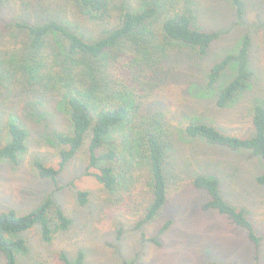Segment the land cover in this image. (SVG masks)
Segmentation results:
<instances>
[{
  "label": "trees",
  "instance_id": "trees-1",
  "mask_svg": "<svg viewBox=\"0 0 264 264\" xmlns=\"http://www.w3.org/2000/svg\"><path fill=\"white\" fill-rule=\"evenodd\" d=\"M228 1L235 9L237 20L243 19L246 0ZM4 2L0 0V11ZM44 2L41 21L15 23L26 33L27 40L19 48L0 52V162L17 165L29 151L32 132L16 115L18 106L25 101L24 107L32 115L39 109L48 119L49 106L55 103L68 122V128L55 127L47 136L59 147L60 164L56 168L36 159L33 163L36 175L57 184L67 164L84 154L85 174L94 176L111 195L118 194L121 199V194L131 195L136 189H146L149 201L138 226L141 227L154 221L167 206L172 163L177 162H172V157L180 152L183 141L201 140L232 151L244 150L264 161V98L247 109L255 129L251 138L224 133L216 124L193 117L174 128L169 112L143 108V96L135 87L126 85L125 78L118 73L119 62L127 60L131 80L144 91L156 90L168 77L174 81L171 76L174 69L166 59L173 55L172 59L177 62L176 50L178 53L186 50L191 59H207L223 31L199 25L201 1ZM215 8L212 5L209 12L216 14ZM209 12L208 17L213 18ZM77 15L98 26L100 31L92 34L85 28L80 29L75 23L78 20L70 19ZM254 41L252 33H247L235 50L216 60L209 70L207 67L204 90L215 97L218 109L230 110L250 89L256 75L252 66ZM165 60L169 69L164 65ZM232 69L234 73L224 82ZM183 156L177 159L178 164L190 159V155L186 159ZM180 165L190 170L189 166ZM193 174V186L208 195L202 209L215 210L245 229L259 264L262 238L256 234L248 211L236 209L227 202L217 178L205 173ZM256 181L264 184V175ZM88 196V192H79L81 205L89 202ZM173 223L174 219H169L160 234ZM35 225L40 226L43 241L51 244L59 232L69 231L73 221L56 205L52 195L28 214L19 215L14 209L3 212L0 214V253L5 257V264H21L18 257L30 255L22 233ZM151 241L161 244L156 238ZM84 257L80 251L76 263L66 253H61L59 259L61 264H83ZM124 264H134V261Z\"/></svg>",
  "mask_w": 264,
  "mask_h": 264
},
{
  "label": "rangeland",
  "instance_id": "rangeland-1",
  "mask_svg": "<svg viewBox=\"0 0 264 264\" xmlns=\"http://www.w3.org/2000/svg\"><path fill=\"white\" fill-rule=\"evenodd\" d=\"M44 1L5 0L0 11V52L19 48L27 40L26 33L15 23L41 21ZM199 1V9H202L198 13L199 25L211 29L214 26L223 31L221 38L213 43L207 59H191L182 49L183 52L176 50L174 53L179 59L176 62L170 53L166 60L171 62L174 69L171 76L175 79L172 82L168 77L166 83L156 90L144 91L140 84L131 80L127 60L119 62L118 73L125 78L126 85L135 87L143 96V108L169 112L174 128L179 126L178 123L183 126L185 119L193 117L216 124L224 133L251 138L255 129L252 118L247 116V109L254 106L253 102L264 98V0H246L245 16L241 20H237L235 9L228 0ZM212 5L216 6V14L209 12ZM208 12L213 18L208 17ZM71 18L78 20L75 23L80 29L85 28L92 34L100 31L98 26L90 25L80 15ZM247 33H252L255 39L252 66L256 75L248 92L235 106L220 110L215 105V97L204 90V75L208 66L209 70L216 60L235 50ZM167 66L169 64L166 65L169 69ZM233 73L234 69L224 82ZM24 102L18 106L16 115L27 124L32 137L29 151L19 164L0 162V214L10 209L19 215L28 214L52 195L56 205L72 219L73 225L69 231L59 232L51 244L43 241L39 225L22 233L29 244L30 255L19 256V263L61 264V253H66L76 263L82 251L85 256L83 264H124L126 261H134V264H256L255 247L248 232L217 211L202 209L208 195L193 186L195 178L192 180L191 176L205 173L220 181L228 203L236 209L248 211L256 234L262 238L259 264H264V184L256 181L264 175L261 158L244 150L232 151L201 140L183 141L180 152L172 157V162H177L172 163L167 206L154 221L138 227L149 201L146 189H136L131 195L121 194V199L118 194L111 195L94 176L85 174L87 162L84 154L67 164L57 184L39 179L33 169L36 159L56 168L60 164L59 147L47 137L49 131L55 127L66 129L68 122L55 103L49 106L51 116L46 119L39 109L36 115H32L25 109ZM182 155L183 159L190 155L189 160L180 163L189 166L190 170L182 169L183 166L178 164L177 159ZM80 191L89 193L86 205L80 204ZM169 219H174V223L160 234ZM153 238L161 244L152 242ZM5 262L0 253V264Z\"/></svg>",
  "mask_w": 264,
  "mask_h": 264
}]
</instances>
